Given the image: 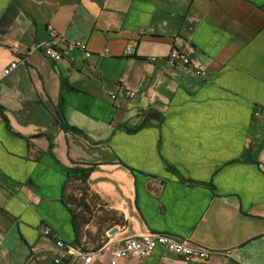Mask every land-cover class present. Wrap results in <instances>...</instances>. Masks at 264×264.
I'll list each match as a JSON object with an SVG mask.
<instances>
[{"label": "crops", "instance_id": "crops-1", "mask_svg": "<svg viewBox=\"0 0 264 264\" xmlns=\"http://www.w3.org/2000/svg\"><path fill=\"white\" fill-rule=\"evenodd\" d=\"M50 25L91 54L59 38L58 61L32 50ZM173 47L207 77L170 65ZM13 61L0 82V264H84L76 247L105 264L148 231L213 254L158 245L118 264H264V0H0V72ZM75 165L93 166L86 184L68 181Z\"/></svg>", "mask_w": 264, "mask_h": 264}, {"label": "built area", "instance_id": "built-area-1", "mask_svg": "<svg viewBox=\"0 0 264 264\" xmlns=\"http://www.w3.org/2000/svg\"><path fill=\"white\" fill-rule=\"evenodd\" d=\"M50 28L54 33L53 38L45 42L36 43L33 46L32 50L42 49L47 57L54 61H58L63 57V52L58 46L55 45L53 39L59 38L66 42L68 49L77 47L82 49L87 56L91 54V51L89 50L85 42L80 40H66L65 37L56 33L52 25H50ZM167 59L168 63L172 66L183 68L197 76H201L204 78L207 77L208 72L206 69L193 66L190 57L187 54L181 52L176 47H173L171 49ZM17 66L18 62L13 61L8 66L4 67L3 70L0 72V82L5 77H7ZM131 94L134 95L135 92H131ZM112 96L115 97L116 95L113 94ZM255 114L260 115V110H256ZM45 233L52 234V229L48 226L45 229ZM56 243L60 248H66L68 251L72 247L71 244L65 242L63 239L60 238L56 239ZM158 245L163 246L169 252L182 256L185 261H190L194 258L208 259L213 254V250L195 244L189 238H180L171 233L166 232L148 231L146 233L141 234L140 236L129 237L125 239L122 244H120L113 250L111 258L105 264H118L120 259L133 253L138 254L142 257L148 256ZM73 250L74 248L72 249V251ZM75 251L76 255L83 260L84 264H91L93 262V252L85 251L81 247H76ZM52 263L68 264L66 260H64L58 255L53 258Z\"/></svg>", "mask_w": 264, "mask_h": 264}, {"label": "trees", "instance_id": "trees-1", "mask_svg": "<svg viewBox=\"0 0 264 264\" xmlns=\"http://www.w3.org/2000/svg\"><path fill=\"white\" fill-rule=\"evenodd\" d=\"M59 120H60L61 125L63 126V128L66 131H72V132H76V133H82V130L81 129H79V128H77V127L72 126L71 124H69L67 122V120L65 119V117L63 115H61V114L59 116ZM142 126H143V124H139V125H137L135 128H133L131 130L139 129ZM52 147H53V140H52V137H50V147H49L50 150L52 149ZM92 171H93V166L84 168V167H82L80 165H75V166L69 168V170H68V178H69L68 181L77 179V180H80L81 182H83V183L86 184L87 181H88V179H89L90 173ZM66 188H67V186H66ZM85 188H87V186L83 187V189H85ZM86 193L87 192H83L82 191L81 197L78 198V200H77V203L78 204H82L83 203L85 206L88 205V203H86V198H87ZM90 199H92V198H90ZM71 211L73 212L74 222H75V225H76V223L78 224V222H79V214L81 212L80 211H76V208H74V207H71ZM77 227H78V225L76 226V228ZM77 230H78V228H77Z\"/></svg>", "mask_w": 264, "mask_h": 264}]
</instances>
